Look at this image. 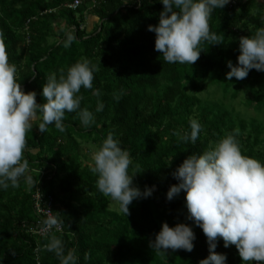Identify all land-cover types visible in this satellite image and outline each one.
<instances>
[{
	"label": "trees",
	"instance_id": "trees-1",
	"mask_svg": "<svg viewBox=\"0 0 264 264\" xmlns=\"http://www.w3.org/2000/svg\"><path fill=\"white\" fill-rule=\"evenodd\" d=\"M74 1L0 0V33L9 62L17 67L22 89L37 93L38 104L45 102L41 92L48 74L59 75L83 59L98 68L93 87H82L79 93L80 107L93 112L94 123L85 127L75 112H66L64 132L49 125L40 133L38 111L26 133L25 175L18 187L0 189V264H60L46 247L53 238L61 240L65 254L74 250L77 264H199L209 255L208 243L202 229L187 219L186 193L181 190L171 201L166 194L178 183L172 172L186 157L211 149L228 134H235L243 155L264 164V124L233 117L225 105L200 96L210 82L232 101L244 93L248 110L264 111V71L252 69L241 80L225 78L227 61L236 64L240 54L239 38L264 27V7L259 0H230L232 4L215 9L209 26L219 44L202 42L191 65L163 62L154 48L155 33L147 28L159 22L164 7L160 0H100L91 10L102 23L90 35L81 29L90 4L83 1L76 10L65 7ZM56 16L72 28L68 33L53 35L49 20ZM68 35L73 41L65 47ZM98 100L104 105L100 112ZM190 119L202 126L195 144L181 139L190 132ZM109 133L131 154L133 184L142 191L155 186L151 196L133 200L127 216L110 209L111 198L98 191L97 175L82 156L84 144L98 149ZM38 189L53 197L62 233L47 238L35 233ZM162 222L191 225L193 250H153L149 242ZM215 251L226 254V264H243L235 245L225 248L219 239Z\"/></svg>",
	"mask_w": 264,
	"mask_h": 264
},
{
	"label": "clouds",
	"instance_id": "clouds-1",
	"mask_svg": "<svg viewBox=\"0 0 264 264\" xmlns=\"http://www.w3.org/2000/svg\"><path fill=\"white\" fill-rule=\"evenodd\" d=\"M163 10L159 22L148 25L155 33L154 48L163 56V62L193 64L200 56L199 47L204 41L219 44L217 34L210 31L209 20L215 9H223L229 0H160ZM73 37L68 35L64 43L70 46ZM239 55L236 64L227 61L230 69L226 79L241 80L250 70L264 71V27L252 36L239 38ZM95 64L88 59L77 61L59 75L46 76L41 95L44 103H37L35 91L25 92L17 82V67L10 63L3 35L0 33V189L18 187L25 175L28 161L23 158L26 150V133L33 129L37 112L41 120L36 125L40 133L52 125L65 131V113L75 112L81 123L88 127L95 116L88 108H81V88L91 89ZM93 94L99 96L98 90ZM97 101L96 112L103 110ZM190 132L181 139L195 144L202 126L196 119L189 121ZM92 171L97 175L96 188L105 197L118 203L125 216L133 200L152 195L155 186H145L142 191L133 184L129 175L131 154L120 141L109 133L98 149L91 153ZM178 181L169 187L166 198L171 201L184 190L187 219L202 229L208 243L209 255L199 264H226L227 256L215 249L222 239L224 247L235 245L243 264H264V164L256 158L243 155L235 134L222 137L211 149L193 153L172 172ZM30 179V177H26ZM46 229L57 225L55 217L45 220ZM195 233L191 225L176 223L169 226L162 222L160 231L149 246L159 252L194 248ZM47 250L54 252L60 264H77L74 250L65 254L61 240L53 238ZM89 254H84V260Z\"/></svg>",
	"mask_w": 264,
	"mask_h": 264
},
{
	"label": "rangeland",
	"instance_id": "rangeland-1",
	"mask_svg": "<svg viewBox=\"0 0 264 264\" xmlns=\"http://www.w3.org/2000/svg\"><path fill=\"white\" fill-rule=\"evenodd\" d=\"M259 2V4L264 7V0H259ZM208 83L210 82H207L206 89L201 93V97L207 98L210 102H216L220 105H225L226 109L232 110L233 117L236 116L237 118L245 119L254 118L255 120H258L264 124V111H254L251 110V108L248 110L245 105L246 95L244 93H240L236 100L232 101L230 94L224 93L222 87L217 85H209ZM234 119L237 122L236 118ZM94 150H96L94 146L89 147V145L84 144L82 156L87 158L86 164L88 166L93 164V161L91 160V153ZM110 209L116 212L119 211L118 203L112 201Z\"/></svg>",
	"mask_w": 264,
	"mask_h": 264
},
{
	"label": "built area",
	"instance_id": "built-area-1",
	"mask_svg": "<svg viewBox=\"0 0 264 264\" xmlns=\"http://www.w3.org/2000/svg\"><path fill=\"white\" fill-rule=\"evenodd\" d=\"M83 1L84 2L88 1V3L90 4V9H93L99 3L100 0H75L72 4L65 5V7L72 10H76L78 6H80L83 3ZM234 1L235 0H233L232 2ZM34 20H36V18H34ZM29 23L30 21H28L27 24ZM34 203H35L34 205L35 213L38 215V217H40L39 224L36 225V227L34 228L35 233L38 234L40 238H47L49 236H52L53 234L62 233L64 228L63 225L58 220H57L58 221L57 225L53 226L50 229H46V225L44 223L48 217H55L54 214L55 203L53 197L44 196L38 189L34 193Z\"/></svg>",
	"mask_w": 264,
	"mask_h": 264
},
{
	"label": "crops",
	"instance_id": "crops-1",
	"mask_svg": "<svg viewBox=\"0 0 264 264\" xmlns=\"http://www.w3.org/2000/svg\"><path fill=\"white\" fill-rule=\"evenodd\" d=\"M84 18L85 19L84 22L82 23L81 29H84L88 35L94 33L102 23L97 17V15L93 12V10L90 9V6L88 7V10L84 12ZM49 23L51 30H53L54 36H60L61 33H65V32L68 33L70 29H72L71 27L70 28L68 27L65 19L59 16L58 17L56 16L55 19H51V21L49 20Z\"/></svg>",
	"mask_w": 264,
	"mask_h": 264
}]
</instances>
